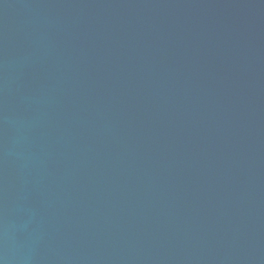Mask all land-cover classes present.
Returning a JSON list of instances; mask_svg holds the SVG:
<instances>
[{
  "label": "water",
  "instance_id": "1",
  "mask_svg": "<svg viewBox=\"0 0 264 264\" xmlns=\"http://www.w3.org/2000/svg\"><path fill=\"white\" fill-rule=\"evenodd\" d=\"M0 264H264V0H0Z\"/></svg>",
  "mask_w": 264,
  "mask_h": 264
}]
</instances>
